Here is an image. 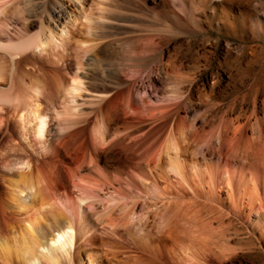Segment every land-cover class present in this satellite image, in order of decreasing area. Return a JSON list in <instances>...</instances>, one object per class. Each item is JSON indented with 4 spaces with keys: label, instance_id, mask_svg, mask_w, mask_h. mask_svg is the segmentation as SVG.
Wrapping results in <instances>:
<instances>
[{
    "label": "bare ground",
    "instance_id": "1",
    "mask_svg": "<svg viewBox=\"0 0 264 264\" xmlns=\"http://www.w3.org/2000/svg\"><path fill=\"white\" fill-rule=\"evenodd\" d=\"M144 1L179 21L195 6L193 0ZM227 1L201 0L225 23L234 20ZM239 13L250 15L245 7ZM83 36L41 28L4 50L15 57L33 49L80 69L94 45ZM64 56L72 57L69 63ZM43 67L14 63L8 81L0 65V104H14L25 135L44 150L30 155L26 170L3 169L20 142H13V118L2 107L0 142L9 145L0 152V264H264L263 82L245 74L237 80L238 100L220 108L204 97L218 78L181 91L193 77L167 66L162 69L174 82L168 93L144 90L138 98L134 80L121 92L94 85L101 103L79 124L71 104L78 76L49 80L50 69L60 74L62 68ZM14 73L28 79L26 90ZM23 97L30 98L25 111L39 118L34 130L19 107ZM196 106L202 110L191 118ZM67 233L68 261L59 243Z\"/></svg>",
    "mask_w": 264,
    "mask_h": 264
},
{
    "label": "rangeland",
    "instance_id": "2",
    "mask_svg": "<svg viewBox=\"0 0 264 264\" xmlns=\"http://www.w3.org/2000/svg\"><path fill=\"white\" fill-rule=\"evenodd\" d=\"M193 4L196 8L193 5L186 8L187 19L179 21L144 0H0V65L6 69L8 81L14 63L28 69L33 61H39L46 72L50 68H62L60 74L51 73L50 69L46 74H50L49 80L58 77L62 81H70L76 73L81 83L71 98V104L77 112L72 118L79 124L93 116L101 103L93 87L103 85L107 88L105 91L119 92L124 90L127 82L134 80L138 86V98L144 96V90L151 95L161 91L168 93L173 89L174 82L173 77L162 69L167 66L193 77L191 84H182L181 91L189 87L194 89L202 81L218 78L220 83L216 84L212 94L204 97L208 105L217 102L220 108L222 104L226 108L233 99L238 100V81L245 74L251 81L264 83V27L260 26V20L264 21V0L227 1L225 4L234 9L231 15L234 20L229 18L226 23L218 14L211 15L210 8H205L201 0H193ZM241 7H245L250 15L245 17L239 13ZM228 22H231V27ZM41 28L65 36L70 33L76 38H84V33L92 39L93 48L85 57L82 68L75 64L66 68L65 62L52 55L39 57L33 49L23 52L22 55L27 57L21 61L22 55L11 57L4 50L5 46L37 34ZM67 51L65 53H73L71 48ZM63 58L69 63L68 59L72 57ZM13 79L26 90V77L20 79L14 73ZM89 83L90 88L87 87ZM25 99L30 98L23 97L19 107L22 106L28 119L27 129L34 130L39 118L25 111ZM2 107L9 109L8 115L13 118L16 130L13 142H20L18 150L11 151L12 160L3 169L26 170L31 163L30 155L40 157L43 153V144L36 138L29 141L19 114L12 115L13 103L0 104V110ZM199 109L196 106L190 117L196 116L202 110ZM59 118L55 121L60 125ZM6 145L9 142H0V152H5ZM68 236L69 233L62 238L64 242H59L62 256L67 261L71 251Z\"/></svg>",
    "mask_w": 264,
    "mask_h": 264
}]
</instances>
